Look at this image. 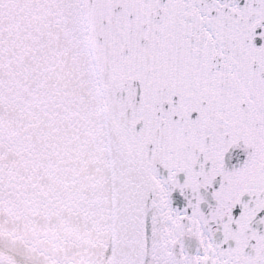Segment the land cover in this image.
I'll list each match as a JSON object with an SVG mask.
<instances>
[{"label": "snow or ice", "instance_id": "6c2138e0", "mask_svg": "<svg viewBox=\"0 0 264 264\" xmlns=\"http://www.w3.org/2000/svg\"><path fill=\"white\" fill-rule=\"evenodd\" d=\"M0 264H264V0H0Z\"/></svg>", "mask_w": 264, "mask_h": 264}]
</instances>
